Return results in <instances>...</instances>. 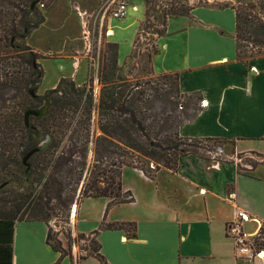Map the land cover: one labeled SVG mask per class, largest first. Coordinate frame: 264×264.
Listing matches in <instances>:
<instances>
[{
    "label": "crops",
    "instance_id": "1",
    "mask_svg": "<svg viewBox=\"0 0 264 264\" xmlns=\"http://www.w3.org/2000/svg\"><path fill=\"white\" fill-rule=\"evenodd\" d=\"M62 1L67 2L69 13H76L82 37L80 15L95 14L99 8L89 13L75 6L73 12L72 0ZM146 1L128 0L125 20L135 14L140 17L138 12L146 14ZM97 2L84 0L83 4L92 7ZM47 9L46 5L41 10L43 17ZM235 24L234 8L206 4L165 21L150 67L154 77L178 75L177 92L187 102L180 109L191 112L179 127V136L188 141L215 140L228 151L216 160L187 153L180 157L176 171L159 169L152 178L123 167L122 188L130 192L133 202L114 205L105 215L109 199L84 198L80 204L103 199L96 219L86 217L84 208L79 206L77 211L75 205L73 236L97 231L94 241L106 264H264V255L254 261L236 256L225 234V225L237 210L256 220L246 223L249 231L264 224V57L237 58ZM125 60L121 64L118 56L121 68ZM78 64L76 59L72 66L76 69ZM126 178L143 190L137 194L125 184ZM126 208L130 214L123 213ZM116 210L122 215L112 218ZM102 223H133L135 230L131 234L125 228L100 230ZM49 232L48 223L39 220H0V264H101L94 256L77 255L74 245L71 252L70 246L62 245L68 255L52 249Z\"/></svg>",
    "mask_w": 264,
    "mask_h": 264
},
{
    "label": "rangeland",
    "instance_id": "2",
    "mask_svg": "<svg viewBox=\"0 0 264 264\" xmlns=\"http://www.w3.org/2000/svg\"><path fill=\"white\" fill-rule=\"evenodd\" d=\"M106 1L99 0L92 7H87L83 4L84 0L83 2L82 0H72L69 7L73 12H75L74 7L79 6L81 10H87L91 13L103 6ZM148 2L152 8L160 2L163 13L170 15V17L177 14L187 15L192 6L206 4L218 8L232 7L238 11L247 12L251 15L256 14L264 18V9H262L264 0H148ZM42 3L48 7L43 17L45 23L42 22L43 24L38 26L37 31L33 30L26 41H14L16 46L26 44L40 51L37 54L42 76L41 84L37 89L33 83H28L27 67L23 65L21 58L15 52V48H12L14 50L0 48V142L6 134L10 135L13 130L14 135L20 134L17 130L25 125V113L29 109L37 110L40 107L41 98L45 92H48L51 87L61 90L59 95L50 94L48 96V110L51 109L49 114L47 115V110L41 117L29 116L26 127L29 129L27 133H29L30 141L36 143L35 148L44 143L46 146L52 143L49 154L45 157L47 160L52 158L53 161L51 170L46 171L49 175L48 187L52 191L51 197L53 198L49 200L48 197H45L43 199L45 212L40 214L39 221L50 222L52 242L57 241L61 247L63 245L65 248L70 246L69 249L67 248L69 252L73 248V243L78 244L74 250L77 255L82 256L86 252L78 242L79 235L74 234L73 236V230L71 226H68L70 225L67 222L69 214L73 205H76L77 211L80 206L84 208L86 217L96 219L101 215L103 202V199H97L86 200L80 204L84 199L81 196V185L86 181V166L100 160L101 167L111 168L115 171L114 174H117L118 171L121 172L123 167H128L127 163H132L143 167L144 170L154 175L156 165H162V162L157 159L150 160L148 163L141 157L137 159L135 154H131L130 150L115 139H112L110 143L101 142L99 137L102 136L103 120L108 114L125 118L124 110L133 109L137 121L139 120L144 128V131L140 133H147L156 144L167 146V134L174 131L176 124L179 121L183 122L191 112L179 108L180 104L187 105V102L179 97L173 78H169L166 82L164 80L158 82L151 74H147V76L144 74L142 79H140L141 76L139 81L132 82L133 86L137 87L131 89L123 101L124 103L111 104L112 99L116 98L110 93V86L114 82V63L118 56L122 64L125 59L132 55L133 43L140 25L144 18H147L144 12L143 14L138 12L140 17H136L135 14L127 20L111 21L110 26H112L114 36L108 39L99 37L97 22L94 20L90 39L91 46L86 54V47L75 16L76 13L68 12L67 2L42 0ZM24 5L25 0H0V11L5 15L4 20L10 27L9 32L14 29L18 30L20 12L17 7L23 8ZM130 23L132 25L128 26ZM142 27L145 26L142 25ZM75 38L77 39L73 42ZM113 42L118 45L119 52L117 45ZM0 47H2V43H0ZM49 48H51L50 51L46 52ZM258 50L262 52L263 47H251V45L242 47L243 59L252 61L261 57V54L256 53ZM76 59H78L79 64L78 68L75 69L72 65ZM37 82L38 80L35 83ZM146 82L154 86V89L151 88L152 92H150L149 86L144 85ZM27 83L29 84L28 87L26 86ZM139 85L141 87H138ZM26 88H30L29 92L26 91ZM32 90L34 97L30 93ZM131 103L134 105H130ZM128 105L130 107H127ZM137 110L142 112L143 119L136 112ZM184 143L179 149L186 151V154L199 152L205 156H210L206 151L214 152L220 148L223 152L222 156H224L228 151L227 146L222 143L206 141H196L195 144L190 141ZM156 151L161 153L159 150ZM11 152L14 155L9 156L6 152V165L9 161L20 157L17 149ZM43 157V155L37 157L28 175L21 174L18 170L14 171L13 175L5 174L6 171L0 173L7 183L0 190V200L13 202L14 206L11 210L14 209L21 196L30 192L37 193L43 189L47 179L45 177L41 180L40 176L44 172ZM8 166L10 170H15L12 165ZM160 169L165 168L161 167ZM124 181L126 185H132L137 194L143 190V187L137 186V183L135 185L131 178H126ZM125 196L127 199L130 198ZM30 200L32 202L33 198ZM46 200L49 202L48 205H46ZM49 206L53 209V215L48 212ZM33 207V203H31L23 216L24 219H30ZM123 213L130 214L131 210L126 208ZM50 215L52 216L49 217ZM120 215L122 214L116 210L111 217ZM102 225H106V223H102ZM102 225L99 227L100 230ZM125 229L130 234L133 233L130 227H125ZM97 234L95 233V236ZM94 240L92 239V243L88 244L92 250H94Z\"/></svg>",
    "mask_w": 264,
    "mask_h": 264
},
{
    "label": "trees",
    "instance_id": "3",
    "mask_svg": "<svg viewBox=\"0 0 264 264\" xmlns=\"http://www.w3.org/2000/svg\"><path fill=\"white\" fill-rule=\"evenodd\" d=\"M34 2H36V5H34V7H31ZM41 2L42 0H25V5L23 8L17 7L20 12L18 22L19 31L17 29H14L13 31L9 32L10 27L7 26L8 24L4 20L5 15H3V13L0 11V31L2 32V34L0 35V43H2V47L0 48H2L3 50H8V48H15V52L21 58L23 65L27 67L29 73V84H32L33 82L39 80L40 75L42 76V69H39L40 65L37 62L38 54L35 53L33 49H31L26 44L16 46L14 41H26L29 37V34L41 25V23L43 22V15L41 13L42 11L39 10L38 7V4ZM262 9H264V6H262ZM235 22V41L237 58L245 61L242 55V47H249V45H251V47L262 46V52L258 50L256 53H259L261 54V57H264V18L256 14L251 15L247 12L238 11L237 9H235ZM160 34L162 35L163 32H160ZM243 42H245V44H243ZM118 69L119 68L117 59V61L114 63V82L110 86V93L116 96V98L112 99V105L117 102L124 103L123 101H125V98L128 96L129 92H131V89L134 88L131 82H127L120 77ZM148 72L149 74H152L151 67H148ZM169 78L174 79V83L176 84L177 88V74L162 75L159 77H155L158 82L160 80H164V82H166ZM28 83L26 85L27 87L29 86ZM147 86H149L150 92H152L151 88L154 89V86L150 85L149 82H147ZM27 90L29 92L30 88H26V91ZM59 92H61V90L59 88H56L52 94L59 95ZM136 101L139 100L136 99ZM130 105L134 104L131 103ZM130 105H128L127 107H130ZM50 110L51 109L48 110L47 115L49 114ZM136 112L139 113L141 119H143V116L141 115L142 112L140 110H137ZM123 115H126V117L120 118L113 114H108V116L103 120L102 136L99 137V140H101V142L103 143H110L112 139H115L117 142L121 143L126 149L130 150L131 154H135L137 156V159L141 157L142 159L146 160L147 163L153 159L161 161L162 165L157 164L155 167V171H158L161 167L168 169L172 172L176 171L179 166V157L186 154V151H182L179 148L182 144H185L184 142H188V140L180 137L178 133V129L183 122L179 121L175 126V130L172 131L170 134H167V146H161L156 144L155 141L151 140V136L149 134L140 133L144 131V128L142 127V123L139 120L137 121L133 109L124 110ZM17 131L20 132L19 135H14L15 132L13 130L10 135L6 134L4 136V141L2 140L0 142V173L2 171H6L7 173L5 174L13 175V172L18 170L21 174L28 175L31 172L30 169L32 165L35 164V160L37 159V157L43 155L44 157L42 158V164L44 172L40 176L41 180L43 178L45 179V177L47 179L45 180L44 187L40 192H30L24 196H21L19 198V202L15 204L13 210H11V208L14 206L13 202L9 200H0V220L38 221L40 220V214L45 212L43 199H45V197H48L49 200L53 198L51 197L52 191L50 190V187H48L49 175L46 172H49L51 170V164L53 161L52 158L50 160H47L45 157L47 154H49L50 148L52 147V143L48 144V146H46L43 150L39 151L37 154H33L27 160V166L23 165V157L29 151L36 147V143L30 141V138L28 137L29 133H27L29 129L25 125L23 128L18 129ZM190 142H193V144L196 143L195 140H191ZM214 142L216 141L214 140ZM14 149L18 150V155L20 157H18L17 159L15 158L13 161H9V163H7L6 165V152L9 154V156H12L14 155V153H12L11 151ZM156 150L161 151V153L157 152ZM99 163H101V161L96 160L93 164H89L90 166H86L87 175L86 181H84V183L81 185V196L84 198L103 197L109 199L110 201L107 203L104 213L106 215L108 210L112 206L131 203L133 202V198L129 191H123L121 183V172L118 171L117 174H114V170H111V168L106 169L105 167H101V164ZM8 165H12L15 170H10ZM126 165L128 167L142 171L143 174L148 178L153 177V174H150V172L144 170L143 167L132 163H127ZM5 182L6 180L0 174V185L3 184L5 187L7 184ZM125 195L129 196L130 198L127 199ZM30 198H33L32 202ZM31 203H33L34 206L31 211V217L30 219H24L23 216ZM48 203L49 202L46 200V205H48ZM50 207L51 206H49L48 212L52 214L53 209L52 207ZM23 208L25 209L23 210ZM52 215H50L49 217H51ZM125 227H130L132 230H135V225L133 223L102 225V229H124ZM262 232L264 233V227L262 228ZM94 233L97 232L95 231ZM47 242L52 247V249L64 255H68L67 251L60 246L59 242H52L50 232L47 235ZM93 249L94 251H96L94 257H96L101 262V264H106L104 259L98 254V248L95 243Z\"/></svg>",
    "mask_w": 264,
    "mask_h": 264
},
{
    "label": "built area",
    "instance_id": "4",
    "mask_svg": "<svg viewBox=\"0 0 264 264\" xmlns=\"http://www.w3.org/2000/svg\"><path fill=\"white\" fill-rule=\"evenodd\" d=\"M146 4L147 18H144L142 24L140 25L137 37L133 43V53L130 57L127 58L126 64L123 66V68H121V66L118 64V71L120 77L123 78L125 81L131 83L133 81H139L140 79H142L144 74H146V76L147 74H149L148 67L150 68V57L155 52L156 40L161 37L160 32H163L165 21L170 17V15L163 13L162 7L160 6V2L155 4L153 8L151 7V5H149L150 3L148 2V0L146 1ZM38 7L39 10H42L45 6L41 2L38 4ZM133 9L136 11L137 7L133 6ZM128 13V0H107L105 4L101 6L95 14H84L83 16L79 14L81 17L82 25V40L86 47V54L88 53L91 46L90 39L92 34V23H94V20H96L97 22V31L99 37H104L108 39L109 37H111L109 34L113 33V30L110 27V21L124 20L128 16ZM142 25H144L145 27H142ZM33 51L35 53H38L35 50ZM39 69H41V67H39ZM39 78L40 79L37 83L41 84V75ZM37 83H35V86L37 85ZM144 85H147V82ZM136 87L137 86H134V88ZM138 87H141V85H139ZM55 89L56 87L50 89L48 92H45V95L47 97L50 96V94H52ZM179 108H181L180 105ZM206 152H208L210 154V157L214 160H216L217 158H222L223 152L220 148L216 149L214 152ZM230 197L233 199L234 194L231 193ZM74 206L75 205H73V208L69 214V219L67 221L70 223V225L68 226H71V228L73 226L74 221ZM250 221L256 220L250 217L243 210H237L234 218L226 223L225 234L226 237L232 241L236 256L246 260L254 261L255 259L263 258H261L260 256L264 253V233L262 232L264 224L258 223L257 229H255V231H249L245 225ZM48 225L49 229L51 230L52 226L50 225V222H48ZM62 228H64V226H62ZM94 237V232L85 236H78V242L79 244H81V247L85 250L86 256H94V254L96 253V251L92 250L91 246L88 245L89 243H92V239L94 240ZM73 245L77 246L78 244L75 245V243H73ZM84 250H82V252H84Z\"/></svg>",
    "mask_w": 264,
    "mask_h": 264
},
{
    "label": "water",
    "instance_id": "5",
    "mask_svg": "<svg viewBox=\"0 0 264 264\" xmlns=\"http://www.w3.org/2000/svg\"><path fill=\"white\" fill-rule=\"evenodd\" d=\"M34 5H35V2L31 5V7H34ZM40 85V83H37V85L35 86V89H37V87ZM30 93H31V95L34 97L35 95H34V93H33V90L32 91H30ZM45 98L47 99V103H46V105H44V107H42L41 109H37V110H33V109H29L26 113H25V115H24V120H25V126H27V119H28V117L29 116H35V117H41L42 115H44L46 112H47V110H48V108H49V100H48V98H47V96L45 95ZM46 147V143H44L42 146H40V147H37V148H34V149H32L31 151H29L24 157H23V159H22V163L24 164V165H26L27 164V160L33 155V154H35L36 152H39V151H41L43 148H45ZM4 187V185L2 184V185H0V189H2Z\"/></svg>",
    "mask_w": 264,
    "mask_h": 264
},
{
    "label": "flooded vegetation",
    "instance_id": "6",
    "mask_svg": "<svg viewBox=\"0 0 264 264\" xmlns=\"http://www.w3.org/2000/svg\"><path fill=\"white\" fill-rule=\"evenodd\" d=\"M33 84L35 85V82H33ZM43 98H41V105H40V107L38 108V109H41L42 107H44V105H46V103H47V99L45 98V95L44 96H42ZM48 98V97H47ZM48 100H49V98H48Z\"/></svg>",
    "mask_w": 264,
    "mask_h": 264
},
{
    "label": "bare ground",
    "instance_id": "7",
    "mask_svg": "<svg viewBox=\"0 0 264 264\" xmlns=\"http://www.w3.org/2000/svg\"><path fill=\"white\" fill-rule=\"evenodd\" d=\"M110 34H111V33H110ZM262 255H264V253H263ZM262 255H261V256H262ZM261 256H260V257H261ZM261 258H262V257H261Z\"/></svg>",
    "mask_w": 264,
    "mask_h": 264
}]
</instances>
